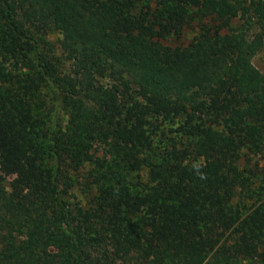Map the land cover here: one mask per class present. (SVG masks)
Instances as JSON below:
<instances>
[{
    "label": "trees",
    "instance_id": "1",
    "mask_svg": "<svg viewBox=\"0 0 264 264\" xmlns=\"http://www.w3.org/2000/svg\"><path fill=\"white\" fill-rule=\"evenodd\" d=\"M263 47L264 0H0V264H264Z\"/></svg>",
    "mask_w": 264,
    "mask_h": 264
},
{
    "label": "rangeland",
    "instance_id": "2",
    "mask_svg": "<svg viewBox=\"0 0 264 264\" xmlns=\"http://www.w3.org/2000/svg\"><path fill=\"white\" fill-rule=\"evenodd\" d=\"M194 27H185L180 35H172L162 39V43L170 46H186L193 40L196 35ZM62 35L58 31H52L48 34V38L55 45L58 46ZM253 64L264 74V47L259 50L252 58ZM253 162H258L260 166H264V151L257 155H253ZM1 175V171H0ZM14 174L6 175V181L14 178Z\"/></svg>",
    "mask_w": 264,
    "mask_h": 264
}]
</instances>
